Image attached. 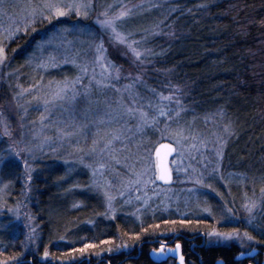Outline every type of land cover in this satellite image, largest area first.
Instances as JSON below:
<instances>
[{
  "label": "trees",
  "instance_id": "trees-1",
  "mask_svg": "<svg viewBox=\"0 0 264 264\" xmlns=\"http://www.w3.org/2000/svg\"><path fill=\"white\" fill-rule=\"evenodd\" d=\"M201 4L208 6L198 7ZM158 7L164 13L155 9L146 20L161 24V36L148 42L161 49L153 62L176 84L186 87L195 111L220 110L229 121L232 135L225 143L222 161L227 170L243 174L245 182L232 184L228 192H220L221 198L210 197L209 215L144 216L140 221L123 214L108 217L99 197L82 187L87 172L80 167L66 171L60 161L45 155L28 163L34 169L28 181L23 160L7 158L9 145L2 126L0 156L6 159L0 165V186L7 184L8 188L0 200L3 206H18L22 215L18 222L0 217V261L158 264L149 251L166 242L180 244L185 264H216L217 260L244 264L235 259L242 246L234 241L214 243L208 235L233 229L242 235L247 232L254 239L246 240V245L264 251V200L252 224L240 211L246 195L264 189V0H166ZM74 22L81 21L74 16L51 24L38 19L6 41L9 60L0 68V99L10 97L5 78L11 71L22 72L25 55L37 38L52 25ZM62 76L56 69L44 74L46 79ZM10 125L16 126L14 121ZM85 245L94 247L80 252Z\"/></svg>",
  "mask_w": 264,
  "mask_h": 264
},
{
  "label": "rangeland",
  "instance_id": "rangeland-1",
  "mask_svg": "<svg viewBox=\"0 0 264 264\" xmlns=\"http://www.w3.org/2000/svg\"><path fill=\"white\" fill-rule=\"evenodd\" d=\"M165 1L91 0L93 6L87 10L86 17L83 15L77 17L73 12L61 18L74 16L81 22L52 25L33 43L32 49L25 55V63L38 42L51 39V44L46 46L42 57L31 64L26 63V70L24 68L22 72L11 71L9 77L5 78L10 97L7 95L4 99L3 97L0 99V114L6 119L9 131L12 133L11 137L4 136L8 145L21 153L20 158L23 162L27 160L29 163L47 155L60 161L66 171L77 167L86 170L87 183L82 187L89 188L99 197L104 213L108 217L123 214L140 221L144 216L183 218L186 215H209L212 207L209 202L210 197L221 198L220 192H228L232 184L243 185L245 182L243 174L227 170L222 161L224 146L230 136L224 128L229 125L230 130L232 129L229 121L220 110L202 113L195 111L191 106L186 87L176 84L168 76L167 71L159 70L153 62V59L160 55L161 49L148 42L161 36V24L152 19L151 23L146 20L155 9H160V12L164 13L158 6L163 5ZM41 2L42 0H30V6H36ZM64 2L67 3L69 0ZM83 2L87 3L88 0ZM28 5L29 0H6V11L0 14V28L15 29L19 24L23 32L26 21H21V17L24 8ZM108 5L113 7L109 9ZM106 9L109 16L124 9H131L130 15L117 23V29L122 33H132L129 39L140 41L136 46L138 50L142 52L144 49L151 50V53L144 57L143 65L133 62L134 57L126 47H113L109 42V32L101 29L96 23L97 18H104L100 13ZM31 25L28 28H31ZM64 28L69 31L56 32L57 29ZM100 39L104 40L107 59L121 69L119 80L105 79L107 73L100 64L96 63V56L99 53L96 52L95 45ZM37 55L40 56L39 53ZM49 56L54 57V61H49ZM41 59L49 66L37 67ZM52 63H55V67L50 66ZM84 65L88 67L87 77L80 71V67ZM49 69H56L57 74L63 75L62 78L46 79L44 74ZM137 74L141 79L133 82ZM77 76L81 79L75 85V91L81 95L74 104L65 100L58 102L55 107L50 106L51 111L46 114L49 119L45 121L46 126L42 129L39 120L44 113L42 103L38 104L34 101L32 105H28L26 102L33 96H39L41 100L46 98L56 87L57 82L62 83L67 80L71 83ZM93 76L95 80L114 84L115 87H98L95 80L90 83ZM129 84H132V88L125 89V85ZM33 85H37L36 90H30L19 100L20 104L29 108L25 113L22 108H17L12 97L21 88L31 89ZM117 88L121 91L117 92L115 90ZM85 89H90L87 97L83 95ZM160 94L171 96L172 99L161 101ZM71 95L72 93L69 92V96ZM133 100L135 103L132 102ZM129 107L137 111L129 115L126 111ZM160 107L165 108L173 119L168 120L167 116H158L157 111ZM178 110L180 115L177 118L174 114ZM140 112L147 114L148 124L141 121ZM154 116L156 122L152 123ZM12 121L16 124L15 127L10 125ZM21 124L24 125L23 128L20 127ZM166 125L168 131H165ZM2 126L0 125L1 129ZM57 128L72 135L58 139L60 133H57ZM178 128H183L184 135L188 137L181 141L180 145H177L175 138L170 135V132ZM114 135H119L120 139L114 140L110 147L105 148ZM44 136H50L52 139L41 147L40 143ZM162 140L168 141L177 149L170 158L172 175L167 183L156 179L155 158L152 154L155 145ZM28 147H32L31 153L26 151ZM221 149V156L218 157L216 152ZM149 164L151 168L140 177V182L132 183L137 180V174L143 172ZM146 180L152 182L145 183ZM108 197L112 198L111 207ZM263 200L262 191L256 194L250 192L244 197L240 211L247 222L249 216L243 205L246 202H257L258 206L253 211L256 219L260 214V204ZM223 209L228 208L223 204ZM2 215L18 222L22 214L18 211V206L6 207L0 200V217ZM240 237L243 238V235L240 234ZM210 240L214 243L234 241L241 246L240 240L235 237L232 239L210 237ZM245 241L242 251L254 247L246 245L247 241Z\"/></svg>",
  "mask_w": 264,
  "mask_h": 264
},
{
  "label": "snow or ice",
  "instance_id": "snow-or-ice-1",
  "mask_svg": "<svg viewBox=\"0 0 264 264\" xmlns=\"http://www.w3.org/2000/svg\"><path fill=\"white\" fill-rule=\"evenodd\" d=\"M6 0H0V14H4L6 11ZM92 3L91 0H88L87 3L83 2V0H69V2L65 3L64 0H42V2L36 6H30V0H29V5L26 6L23 10V15L21 17V21H26V23H24V28L23 30L26 31L27 28L31 25L34 24L36 22H38V19L41 20H47L49 24L52 23L53 20H59V18L62 17H66L69 16L70 14H72L73 12H75V15L77 17H80L81 15L83 16H87L88 15V9H90L92 7ZM207 4H201L198 5V7L200 8H205L207 7ZM112 5H108V8H112ZM82 9H84V11L82 12ZM173 12L176 11V8L172 9ZM47 13V14H46ZM131 13V9H124L119 11L118 13H116L115 15L109 16L108 14V10L106 9L104 12L100 13V16L104 17L103 19H99L97 18L96 23L99 24L101 29H104L105 31L109 32V42L112 44L113 47H118V46H124L127 48V50L131 53V55L134 57V63L135 62H139L141 65H143L145 63L144 57L148 54L151 53L150 49H144L143 52L137 49V45L140 44V41L137 40H130L129 38L131 37L132 33H122L121 31H118L117 29V23L119 21H121L123 18L127 17L128 15H130ZM22 29L19 27V24L17 25V27L15 29L9 27L7 29H3L0 28V67L5 66L8 63V56L6 54V41H11L13 39H15L20 33H21ZM34 31V29H33ZM69 31L68 29L64 28V29H57L56 32L57 33H64ZM83 31V30H81ZM55 35V33H54ZM51 44V39L48 40H42L41 42H38L35 49L33 50L32 53H30L26 59V63L27 64H31L34 60L41 58L43 55V52L46 50V46ZM95 50L97 53H99V55L96 56V63L100 64L101 68L103 69V71L105 73H107V76L105 77V79L107 80H111V79H115V80H119L120 79V73H121V69L115 65L111 60L107 59V49L104 47V40L100 39V41L95 45ZM17 51V49H13V52L15 53ZM37 53L40 54V56L38 57ZM123 55V53H122ZM54 57L49 56L48 60L49 61H54ZM103 61V63H101ZM49 66V64L44 61L43 59H41V63L37 65V67H47ZM50 66L55 67V63H52ZM80 67V66H77ZM80 71L84 74L85 77H87L88 74V67L87 65H84L83 67H80ZM81 79L80 76H77L75 78V80H73L71 83H69L67 80H65L64 82L60 83L57 82L56 87L54 89H52L49 94L46 96V98L42 99L39 96H33L31 100L27 101L26 104L28 105H32L33 102H37L38 104L42 103L43 107H44V113L41 114V116L39 117L42 129L43 127H45V121L47 119H49V117L46 115L48 112L51 111V107H55L56 104L58 102H63L65 100H67L69 103H75L77 97L79 95H81V93H78L75 91V85L79 82V80ZM141 77L139 74H137L134 78H133V82L136 81H140ZM92 80H95V77L93 76L90 79V83ZM95 83L98 87H115L114 84L111 83H104L102 80H95ZM18 87H20L18 85ZM37 85H33L31 87V89H27V88H21L19 92L15 93L12 97L13 101L16 102V106L18 109L22 108L23 111L25 113L28 112L29 108L26 107L24 104H20L19 100L21 98H23L30 90H36ZM132 88V84L129 85H125V89H131ZM117 92H120L121 89H115ZM69 92L72 93L71 96H69ZM90 94V89H85L83 95L85 97H87ZM159 99L161 101H166V100H171L172 97L171 96H163L162 94H160ZM133 103H135V100L132 101ZM122 103V101H121ZM177 103H179V101H177ZM127 113L129 115L133 114L135 111H137L134 108H127L126 109ZM157 115L158 116H167L168 120H172L173 116L168 115L167 111L165 108L160 107L157 111ZM175 117H179L180 115V111L178 110L175 114ZM140 118L141 121L144 124H148V118H147V114L144 112H140ZM21 119H23V117H21ZM156 122V117H152V123ZM0 125H3V133L2 136H8L11 137L12 133L9 131V125L6 121V119L2 116V114H0ZM21 128L24 127L23 124L20 125ZM57 133H60V135H58V139H63L66 136H70L72 135V133H68V132H61V130L59 128L56 129ZM165 131H168L167 125L165 127ZM224 131L226 133H228L229 135H232V132L230 130V126L226 125L224 128ZM164 135V133L162 132V136ZM170 135L173 136L175 138V143L177 145L181 144V141L186 140L188 137L184 135V129L183 128H178L176 129L174 132H170ZM52 139V137L50 136H44L43 140H41L40 146L42 147L45 143H47L48 141H50ZM120 137L119 135H114L112 140L108 141V143L105 145V148H108L111 146L112 142L114 140H119ZM95 141H94V145H95ZM222 143V142H221ZM194 147V145H193ZM8 153L9 156L7 158H15L17 160H19L21 153L18 152L15 148L11 147V145L8 148ZM27 152L31 153L32 152V147H28L26 149ZM93 151H95V148H93ZM177 151V149L173 148V146L171 144H160L156 147L155 150V157H156V179H159L161 181L164 182H169L171 180V175L169 174V169L167 168V166L163 163V159L164 157H166L167 155L173 153ZM222 153V149L218 150L216 152V155L219 157L221 156ZM4 159H6V157L0 156V165H2ZM81 162L82 158H81ZM173 163H175V161H173ZM25 165V172L27 174V179L28 181H31L32 179V175L31 173L34 171V169H32L31 167L28 166V162L27 160H25L24 162ZM86 167H90L89 165H85ZM101 167H103V165H101ZM151 168V165L149 164V166L147 168L144 169L143 172L138 173L137 174V180L133 181L132 183H139L140 182V177L144 176ZM63 179V178H61ZM151 180H146L145 183H151ZM197 183H200V181H197ZM8 185L5 184L3 186H0V194H3L7 191ZM191 191V190H190ZM262 192H264V189H261ZM137 199H139L137 197ZM109 200V207H111V197H108ZM257 202L256 201H252L250 203H245L243 205L245 211L248 213V223L252 224L255 217L253 215V211L254 209L257 207ZM114 211V210H113ZM204 211H209L208 209H204ZM229 213L231 212V209H228ZM224 219H227V217H225ZM181 223H183V221H181ZM32 233L35 232V230H31ZM208 235L210 237H219L222 239H232L233 237L237 238L240 240L241 246L243 247L244 245V241H252L254 238L249 235L247 232H245L243 234V238L240 237V233L238 232V230L233 229L231 232H227V233H223V232H217V231H211L208 233ZM29 239H31V234L28 237ZM90 247H94V245H85L84 249H80V252H84L87 248ZM180 244H177L175 246V250L173 249H167L168 252H172L175 251L177 254H179L180 252ZM109 251H112V249H108ZM157 253L159 254H164L166 249L164 247V245H161V247L157 250H155ZM256 253V248H252L251 251H248L246 254L247 256L251 257L253 256V254ZM49 255V253L47 252V250H45L44 252V257H47ZM245 255L244 253H241V256ZM9 259H14V258H9ZM0 264H5V262L0 261ZM179 264H185L184 262V257L182 255L179 256ZM218 264H223L222 261L218 262Z\"/></svg>",
  "mask_w": 264,
  "mask_h": 264
},
{
  "label": "flooded vegetation",
  "instance_id": "flooded-vegetation-1",
  "mask_svg": "<svg viewBox=\"0 0 264 264\" xmlns=\"http://www.w3.org/2000/svg\"><path fill=\"white\" fill-rule=\"evenodd\" d=\"M161 245H164L165 249H167L169 247V245L166 242L160 243V244H158V246L156 248L152 247L151 251L153 252V251L159 249L161 247ZM263 252L264 251H260V249H259V251L255 255H253L251 257H247V258L243 259L242 261L245 262L244 264H262V261L264 260V253ZM152 254H153V256H152L151 260L155 263H158V264H169V262H170L169 260H174L171 257L161 258L159 253L154 252ZM20 262H24V261L23 260L17 261V263H20ZM36 264H39V262H37Z\"/></svg>",
  "mask_w": 264,
  "mask_h": 264
},
{
  "label": "water",
  "instance_id": "water-1",
  "mask_svg": "<svg viewBox=\"0 0 264 264\" xmlns=\"http://www.w3.org/2000/svg\"><path fill=\"white\" fill-rule=\"evenodd\" d=\"M160 144H170V143H168L167 141H161V142H159V143L155 146V148H154V150H153V155H154V157H155V150H156V147H157L158 145H160ZM172 154H173V153L167 155V156L164 157V159H163V163H164V164L167 166V168L169 169V174H170V175H171V171H170V167H169V159H170V157H171ZM155 160H156V157H155ZM158 181L163 182V183H166V182L161 181V180H159V179H158ZM171 249L175 250V247H173V248H171ZM248 251H251V249H250V250H247V251L239 252V253L236 255L235 259H245V258L249 257V256H247V254H246ZM257 252H258V249L256 248V253H257ZM241 253H244L245 255L241 256ZM256 253H254L253 255H255ZM180 255H181L180 252H179V254H177L175 251H172V252H168V251H166L164 254H161V257L166 258L167 256H171L172 258L175 259V264H179V256H180ZM219 262H220V261H219ZM262 264H264V260L262 261Z\"/></svg>",
  "mask_w": 264,
  "mask_h": 264
}]
</instances>
